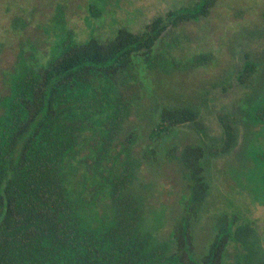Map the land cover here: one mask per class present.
Wrapping results in <instances>:
<instances>
[{
    "label": "trees",
    "instance_id": "16d2710c",
    "mask_svg": "<svg viewBox=\"0 0 264 264\" xmlns=\"http://www.w3.org/2000/svg\"><path fill=\"white\" fill-rule=\"evenodd\" d=\"M217 3L195 0L140 30L123 26L106 37L80 40L71 31L45 58L20 54L0 99V264H264L242 238L250 222L242 214L220 211L204 220L212 156L237 147L235 114L221 117L214 139L202 107L184 97L145 106L160 77L213 63L211 52L179 62L169 49L180 45L178 27L206 20ZM168 31L166 49L159 44ZM260 67L245 58L240 83ZM251 101L252 123L264 127V97ZM141 113L144 122H134ZM168 163L183 180L169 206L153 202L157 179L142 178L145 167L158 172ZM168 207L172 225L161 236ZM204 223L216 225L200 252L196 230Z\"/></svg>",
    "mask_w": 264,
    "mask_h": 264
},
{
    "label": "rangeland",
    "instance_id": "374dc122",
    "mask_svg": "<svg viewBox=\"0 0 264 264\" xmlns=\"http://www.w3.org/2000/svg\"><path fill=\"white\" fill-rule=\"evenodd\" d=\"M194 1L0 0V99L9 91V74L23 51L27 58L35 53L45 58L54 41L63 34L72 31L76 38L83 40L93 33L106 37L123 26L137 31L153 17ZM59 12L63 18L62 28L57 25ZM18 20L26 23L25 28L18 27ZM169 32L159 45L167 46ZM174 32L181 40L180 45L169 50L179 62H186L201 52H211L214 61L191 74L180 71L160 77L157 85L147 92L144 105L148 106L156 97L165 101L184 97L202 107L207 135L214 139L221 134V117L225 119L227 114H235L239 127L237 147L227 157L212 156L208 169L212 183L210 212L204 220L208 221L220 211L242 214L243 220L251 222L249 228L243 225L249 232L246 229L242 234L248 250L254 245L255 251L264 256V127L252 123L256 106H251L252 98L260 94L264 97V0H218L209 18L184 23ZM247 57L257 60L261 67L253 83L252 80L240 83L239 70ZM133 121L143 123V114ZM189 135L197 138L194 133ZM142 172L148 184L152 178L157 179L153 202L167 206L175 203L183 187L175 164L168 163L158 172L145 167ZM166 215L161 236H167L171 229L170 207ZM210 224L204 223L196 230L200 252H204L205 242L213 235L216 224ZM255 237L258 238L256 244L251 242Z\"/></svg>",
    "mask_w": 264,
    "mask_h": 264
}]
</instances>
